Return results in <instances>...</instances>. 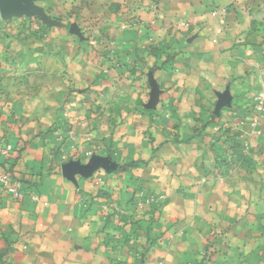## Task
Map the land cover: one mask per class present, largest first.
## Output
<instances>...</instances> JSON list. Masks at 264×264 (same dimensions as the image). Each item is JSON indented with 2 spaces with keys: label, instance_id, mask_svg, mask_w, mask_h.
<instances>
[{
  "label": "crops",
  "instance_id": "crops-1",
  "mask_svg": "<svg viewBox=\"0 0 264 264\" xmlns=\"http://www.w3.org/2000/svg\"><path fill=\"white\" fill-rule=\"evenodd\" d=\"M99 1L109 7L129 0ZM146 1L134 11L140 26L161 29L160 36L175 37L180 47L173 63L155 72L153 82L163 79L157 91L164 93L165 110H173L174 103L180 111L165 122L166 139L188 140L182 151L203 162V198L197 203L211 216L201 219L208 228L202 239H216L215 252H204L212 255L211 264H264V112L252 123L253 98L264 92V0ZM14 91L0 92V140L22 148L14 155V174L35 185L23 184L19 202L0 194V239H10L5 263L133 264L119 259L128 253L126 247L108 245L116 235L125 237L110 228L108 211L114 202L75 200L77 186L89 184L84 178L95 167L60 165L68 153L56 157L52 151L59 132L49 127L65 123L57 100L43 88L29 96L25 87ZM75 100L70 98V104ZM169 219L144 264L193 259L180 243L185 232H174V218Z\"/></svg>",
  "mask_w": 264,
  "mask_h": 264
},
{
  "label": "rangeland",
  "instance_id": "rangeland-1",
  "mask_svg": "<svg viewBox=\"0 0 264 264\" xmlns=\"http://www.w3.org/2000/svg\"><path fill=\"white\" fill-rule=\"evenodd\" d=\"M74 2L27 0L17 7L30 8L29 13L0 12V92L13 88L15 94L25 87L29 96L43 88L57 100L65 123L49 127L59 132L52 151L56 157L68 153L60 165L95 167L84 178L89 184L77 186L75 200L114 202L110 228L125 237L116 235L108 245L126 247L128 253L119 259L144 264L171 215L174 232H185L180 243L193 258L183 264H211L216 239L210 235L203 241L208 228L201 222L211 214L197 203L203 198V162L182 151L188 140L166 139L165 122L180 111L174 103L173 110H165L164 93L157 91L163 79L153 82L155 72L170 66L180 52L175 37L140 26L134 11L147 6L146 0L109 7L99 0ZM70 98L76 100L70 104ZM9 240L0 239V264H6Z\"/></svg>",
  "mask_w": 264,
  "mask_h": 264
},
{
  "label": "built area",
  "instance_id": "built-area-1",
  "mask_svg": "<svg viewBox=\"0 0 264 264\" xmlns=\"http://www.w3.org/2000/svg\"><path fill=\"white\" fill-rule=\"evenodd\" d=\"M223 9L214 12L212 15L216 16ZM252 111V123L257 124L260 116L264 112V92H260L253 98ZM17 153L16 148L12 144L6 142V140H0V194L10 196L16 201L23 199L22 186L23 184L35 185L33 179H23L18 175L14 174L13 168L10 167L9 161L14 158ZM91 153L87 152L86 157H91ZM27 195V194H26ZM33 200H37L35 195L31 197Z\"/></svg>",
  "mask_w": 264,
  "mask_h": 264
},
{
  "label": "water",
  "instance_id": "water-1",
  "mask_svg": "<svg viewBox=\"0 0 264 264\" xmlns=\"http://www.w3.org/2000/svg\"><path fill=\"white\" fill-rule=\"evenodd\" d=\"M27 0H0V12L2 16H21L29 13L30 8H18L17 6ZM93 160V156L90 157Z\"/></svg>",
  "mask_w": 264,
  "mask_h": 264
},
{
  "label": "trees",
  "instance_id": "trees-1",
  "mask_svg": "<svg viewBox=\"0 0 264 264\" xmlns=\"http://www.w3.org/2000/svg\"><path fill=\"white\" fill-rule=\"evenodd\" d=\"M21 150L22 148L18 149L17 152H20ZM15 161H16V158H12L11 161H9V165L11 168L15 166Z\"/></svg>",
  "mask_w": 264,
  "mask_h": 264
}]
</instances>
